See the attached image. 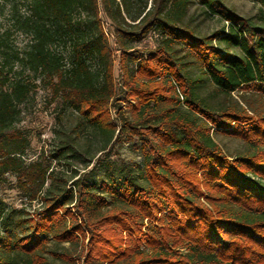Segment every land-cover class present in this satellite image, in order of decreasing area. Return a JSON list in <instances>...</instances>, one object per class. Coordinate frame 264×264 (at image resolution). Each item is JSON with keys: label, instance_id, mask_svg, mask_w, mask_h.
Masks as SVG:
<instances>
[{"label": "trees", "instance_id": "1", "mask_svg": "<svg viewBox=\"0 0 264 264\" xmlns=\"http://www.w3.org/2000/svg\"><path fill=\"white\" fill-rule=\"evenodd\" d=\"M255 1L259 12L242 16L228 0H0L9 21L0 30V192L40 204L14 220L0 194V264L72 260L50 251L52 241L81 245L83 264H264V0ZM195 5L228 25L197 34L187 20ZM17 34L28 37L23 47ZM179 43L200 76L177 56ZM39 89L61 139L29 157L21 123ZM216 133L245 150L228 155ZM125 139L140 142L144 160L118 174L108 158ZM65 159L86 171L58 170Z\"/></svg>", "mask_w": 264, "mask_h": 264}, {"label": "rangeland", "instance_id": "2", "mask_svg": "<svg viewBox=\"0 0 264 264\" xmlns=\"http://www.w3.org/2000/svg\"><path fill=\"white\" fill-rule=\"evenodd\" d=\"M229 5L242 16H252L259 12L260 5L255 0H228ZM101 19L107 34L109 35V41L114 54L117 56L119 53L116 52L117 45L115 44V38L112 35V26L106 17L101 14ZM187 20L190 25L195 28L197 34L208 35L213 31L222 29L228 24L225 23L218 16L206 17L202 14L201 9L198 6H192L189 12ZM9 24L6 16H0V30L7 27ZM157 37H149L147 39L148 47H153L155 45ZM16 44L23 47L28 42V37L17 34L14 37ZM176 53L179 58L189 67L192 75L198 77L201 75V70L196 65L194 60L188 56V47L186 44L179 43L176 46ZM144 49V48H143ZM226 50V49H224ZM235 52L234 49H228ZM115 78L116 83L120 81V75L117 69V63H115ZM214 90V85L206 81L204 86V93L209 94ZM246 91L239 90L233 94V97L242 103V95ZM47 94L45 91L39 89L35 94L34 98L30 101V104L26 108V115L24 116L21 125L24 126L30 133L32 139V147L29 151V157H36L43 150H53L59 144L61 139V125L56 120V111L51 106H47L46 102ZM213 102L217 101L216 98L212 99ZM123 109L126 115L129 114L126 104H123ZM75 121L73 117L66 120L64 126L68 131L72 129ZM215 140L220 144L223 150L230 156H235L245 150V145L238 139L229 137L227 135L216 133L214 134ZM140 142L138 140L130 141L123 140L116 142L112 145L111 153L108 158L109 161L114 163V169L116 173H122L125 165H140L142 164L144 158L139 149ZM101 153H97L95 159L91 163V167H94L98 157H101ZM69 161V162H68ZM70 163H73L71 165ZM54 165L58 170L68 171L70 174L72 169L78 168L79 173L86 171L83 165L76 160H61V163L54 161ZM103 175L106 174L105 167L101 168ZM100 176H96L94 181H99ZM1 196L5 201L6 210H12L15 208L14 220H26L32 217L39 210L40 204L37 202L29 203L27 200L23 199L21 195L16 190L1 191ZM49 250L56 253H67L71 256L72 260L67 261L60 258H55L51 254H47L49 259L54 262V264H83L80 256L81 245L71 246L69 243L56 244L54 241L50 242Z\"/></svg>", "mask_w": 264, "mask_h": 264}]
</instances>
